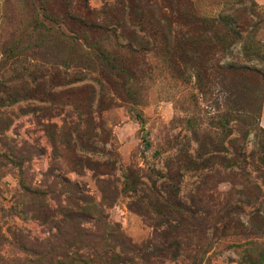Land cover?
<instances>
[{"label":"rangeland","instance_id":"374dc122","mask_svg":"<svg viewBox=\"0 0 264 264\" xmlns=\"http://www.w3.org/2000/svg\"><path fill=\"white\" fill-rule=\"evenodd\" d=\"M243 5L0 0V264H264V0ZM66 38L95 62L62 65Z\"/></svg>","mask_w":264,"mask_h":264},{"label":"trees","instance_id":"16d2710c","mask_svg":"<svg viewBox=\"0 0 264 264\" xmlns=\"http://www.w3.org/2000/svg\"><path fill=\"white\" fill-rule=\"evenodd\" d=\"M222 1L224 8L222 12H220V14L214 17L212 22H221L224 24H228V22L232 21L234 22L235 25H237V22H239L238 18L240 14H244L241 17H246V15L249 13L253 14L255 8V5H252L250 7L243 5L242 9L240 7H237L236 5H242L243 0H241L240 4L233 3L235 0H222ZM217 18L218 20H216ZM256 27L257 25H254L255 29ZM253 31L254 29L249 33L248 41H250V43H253L255 47L253 52L249 49L250 51L249 55H250V59L259 61L264 58V55L262 54V48L260 46V43L256 40V37L253 36ZM64 41L66 44L73 47L74 54H72L71 57L63 60L62 65H66V63L70 62V63H77V65L79 66L81 65L88 66L89 64L95 62L93 61L91 54L88 51L81 49V46L78 44L77 41L72 40L70 38H66L64 39Z\"/></svg>","mask_w":264,"mask_h":264}]
</instances>
